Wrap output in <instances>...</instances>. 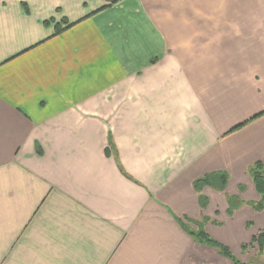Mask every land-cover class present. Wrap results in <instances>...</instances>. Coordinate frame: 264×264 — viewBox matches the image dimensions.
Instances as JSON below:
<instances>
[{"label":"crops","instance_id":"obj_1","mask_svg":"<svg viewBox=\"0 0 264 264\" xmlns=\"http://www.w3.org/2000/svg\"><path fill=\"white\" fill-rule=\"evenodd\" d=\"M110 1L0 0V264H218L177 220L253 234L215 213L264 166V95L236 109L264 0Z\"/></svg>","mask_w":264,"mask_h":264},{"label":"rangeland","instance_id":"obj_2","mask_svg":"<svg viewBox=\"0 0 264 264\" xmlns=\"http://www.w3.org/2000/svg\"><path fill=\"white\" fill-rule=\"evenodd\" d=\"M263 92H259L255 95L253 98L252 94L246 93L245 95H242L240 97L241 102H238V105H236V109L238 108H246L250 107V104H252L253 100H258L261 97H263ZM239 114H242L240 111ZM254 166V165H253ZM252 166V167H253ZM248 171V170H246ZM229 175V173H228ZM246 176H239V175H232L230 176V182H231V187L226 190H224V197H225V202L222 204V210L219 213H215V216L217 218H220L221 220H224L225 218L231 222L232 225L235 226V233L238 232L239 235H242L243 233L246 232H252V233H257L262 229V222L264 221V204L263 207L259 210L255 209V206L259 203L260 196L259 194L255 191L256 197L254 199H246L243 196L244 195H249L245 192V186L244 184L237 185L236 189L233 187L236 186V181L241 180L244 181L246 179ZM249 173H248V176ZM251 180V178H250ZM252 181V180H251ZM249 190V188H247ZM222 192V191H219ZM203 196V195H201ZM205 197V196H204ZM206 203V200H205ZM204 203V204H205ZM201 206V205H200ZM204 208V205L201 206V209ZM237 211H240L242 215H236L235 213ZM247 211L246 213H244ZM254 213V215H252ZM260 218H257V217ZM234 217V218H233ZM187 218L184 220V223L186 226L191 230L194 231L195 233L199 232L202 230L208 237L212 235V232L209 233L208 229H206V225L209 223H212L210 218H207V216L202 217L201 222H194L191 221L190 223H187ZM239 225L235 224L239 221H242ZM221 223V222H219ZM216 224V223H215ZM222 223L221 225H223ZM229 225V224H228ZM226 225V226H228ZM264 227V226H263ZM218 236L222 237L220 239H215V241L225 245L226 247L229 248L231 256L233 257L234 260L241 261L244 264H264V250L261 253L257 252V246L255 245L254 248L247 249L246 251L241 248V245L248 243V241L240 242V237H235L234 235L230 234L227 231V228L223 231L217 232ZM224 240L226 242H224ZM207 249L209 247H206ZM211 250V257L208 259H211L212 261L214 260L218 264H233L229 259L224 258L219 255L218 251L216 249L210 248ZM213 261V262H214Z\"/></svg>","mask_w":264,"mask_h":264},{"label":"trees","instance_id":"obj_3","mask_svg":"<svg viewBox=\"0 0 264 264\" xmlns=\"http://www.w3.org/2000/svg\"><path fill=\"white\" fill-rule=\"evenodd\" d=\"M115 1L116 0H111L110 2L112 3ZM23 7L25 8V6ZM63 23L66 24L67 22L63 20ZM61 31H63V29L57 27V29L55 30V34H59ZM262 114H264V112L260 113L259 115H262ZM259 115H256L252 117L251 119H255ZM242 125L244 124L235 126L229 132H232L240 128ZM105 155L107 156L109 155L108 149L105 150ZM248 173L252 180L255 191L260 196L259 203L255 206V209L259 210L263 207V204H264V166L262 165L261 162H256L255 165L249 169ZM226 183H227V175L224 173H218V174L207 175V176H204L203 178L197 179L194 183V188L198 192H200L203 187H212V188H216V190L223 191L226 186ZM205 200H206V197L199 196V203L201 206L204 205ZM177 222L179 226L182 228V230L185 233H187L196 243L209 247V248L216 249L220 256L229 259L233 264H244L241 261L234 260L233 257L231 256V253L228 247L215 241L214 238L208 237L204 232H202V230L195 233L194 231H191L186 226L184 221L177 220ZM255 245L257 246L258 253L263 252L264 250V227L257 233H253L248 243L241 245V248L246 251L247 249H249V247L254 248Z\"/></svg>","mask_w":264,"mask_h":264}]
</instances>
